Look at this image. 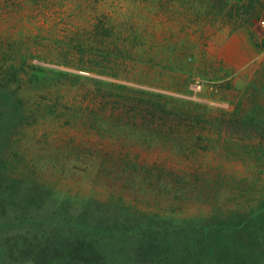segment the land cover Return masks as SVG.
<instances>
[{
	"label": "rangeland",
	"instance_id": "obj_1",
	"mask_svg": "<svg viewBox=\"0 0 264 264\" xmlns=\"http://www.w3.org/2000/svg\"><path fill=\"white\" fill-rule=\"evenodd\" d=\"M261 22L264 0H0V264L264 243V76L213 38Z\"/></svg>",
	"mask_w": 264,
	"mask_h": 264
},
{
	"label": "crops",
	"instance_id": "obj_2",
	"mask_svg": "<svg viewBox=\"0 0 264 264\" xmlns=\"http://www.w3.org/2000/svg\"><path fill=\"white\" fill-rule=\"evenodd\" d=\"M215 52L226 68L238 75L259 72L264 76V44H260L252 33V26L240 29L223 25L214 30Z\"/></svg>",
	"mask_w": 264,
	"mask_h": 264
},
{
	"label": "trees",
	"instance_id": "obj_3",
	"mask_svg": "<svg viewBox=\"0 0 264 264\" xmlns=\"http://www.w3.org/2000/svg\"><path fill=\"white\" fill-rule=\"evenodd\" d=\"M234 16L232 10L228 14L224 15L226 21H230ZM228 17V18H227ZM153 114L163 113L164 110L160 106H154ZM253 234H247V238L251 239ZM242 252L235 250L232 254L228 255L227 252H222L218 258H210L206 264H256L261 258H264V243L256 242L255 240L246 242ZM150 249L147 248V250ZM106 249H98L97 247L88 246L86 248H80L79 253L81 257L79 260H76V264H127L126 261L122 263L115 262V259L112 256V252L105 251ZM151 252V250H150ZM221 252L218 250L216 253ZM260 254L256 258L257 254ZM114 254V253H113ZM200 256L199 253H197ZM205 263V262H204ZM157 264V263H155ZM159 264V263H158Z\"/></svg>",
	"mask_w": 264,
	"mask_h": 264
},
{
	"label": "built area",
	"instance_id": "obj_4",
	"mask_svg": "<svg viewBox=\"0 0 264 264\" xmlns=\"http://www.w3.org/2000/svg\"><path fill=\"white\" fill-rule=\"evenodd\" d=\"M259 29H260V32H264V22H261L259 24ZM258 39V42L261 44H264V37H260V38H257Z\"/></svg>",
	"mask_w": 264,
	"mask_h": 264
}]
</instances>
